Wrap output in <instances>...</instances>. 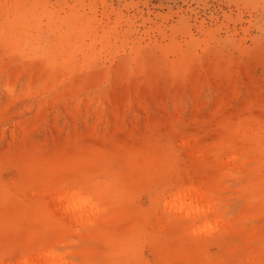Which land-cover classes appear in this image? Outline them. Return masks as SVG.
Segmentation results:
<instances>
[{"label": "rangeland", "instance_id": "rangeland-1", "mask_svg": "<svg viewBox=\"0 0 264 264\" xmlns=\"http://www.w3.org/2000/svg\"><path fill=\"white\" fill-rule=\"evenodd\" d=\"M0 264H264V0H0Z\"/></svg>", "mask_w": 264, "mask_h": 264}, {"label": "bare ground", "instance_id": "bare-ground-1", "mask_svg": "<svg viewBox=\"0 0 264 264\" xmlns=\"http://www.w3.org/2000/svg\"><path fill=\"white\" fill-rule=\"evenodd\" d=\"M186 193H183V194H179L177 196L178 197H181V196H185L186 197ZM67 195L63 196V198H65ZM67 200L69 201L68 202V210L70 211V213H72L73 215H76V212L80 209L81 206L84 205V203L86 202L85 200L82 202L78 201L76 198H75V194H70L69 197H67Z\"/></svg>", "mask_w": 264, "mask_h": 264}]
</instances>
